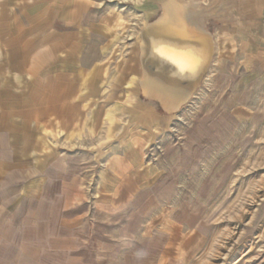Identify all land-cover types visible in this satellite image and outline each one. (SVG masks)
Masks as SVG:
<instances>
[{
  "label": "rangeland",
  "instance_id": "374dc122",
  "mask_svg": "<svg viewBox=\"0 0 264 264\" xmlns=\"http://www.w3.org/2000/svg\"><path fill=\"white\" fill-rule=\"evenodd\" d=\"M64 1L77 18L0 0V174H17L2 188L23 230L9 264H264V0H177L227 8L171 109L139 67L169 0Z\"/></svg>",
  "mask_w": 264,
  "mask_h": 264
},
{
  "label": "bare ground",
  "instance_id": "6f19581e",
  "mask_svg": "<svg viewBox=\"0 0 264 264\" xmlns=\"http://www.w3.org/2000/svg\"><path fill=\"white\" fill-rule=\"evenodd\" d=\"M226 8L224 4L218 5L211 14V10L201 6V3H195L192 10H188L184 4L177 0H169V3L163 6L161 16L143 29L147 30L144 33V38H141L140 33V83L144 85L145 95L159 100L165 108L170 109L191 97V92L172 88L167 82L183 77L185 73L195 72L202 63L209 45L213 47L214 56L215 42L212 35L204 30L203 22L205 18L212 15L225 13ZM150 29L152 31L149 33ZM146 47L155 57V61H153L155 65L156 63L161 65L165 60L171 62L169 69L171 77L160 76L159 70L146 71L150 65L141 63V57L144 55ZM212 60L213 57L209 67ZM163 95L168 96L171 100L164 98Z\"/></svg>",
  "mask_w": 264,
  "mask_h": 264
},
{
  "label": "crops",
  "instance_id": "0c3cea01",
  "mask_svg": "<svg viewBox=\"0 0 264 264\" xmlns=\"http://www.w3.org/2000/svg\"><path fill=\"white\" fill-rule=\"evenodd\" d=\"M20 1L23 3H28L29 5H30V3L46 2V3H48V6H47L48 9L51 12H53L54 15L56 14L55 16H57V17H59V16L60 17H66V18L67 17H76V18L78 17L76 12L71 7H69V9H71V10H69L70 13L68 12L69 14L67 12H65V10L67 11V6L63 5V3H62L63 0H20ZM66 1H64V2H66ZM69 1H71L73 3H85V4H87L88 0H69ZM58 3H60V4H58ZM258 6H259L258 0L250 1V9H251L252 13L257 12ZM32 29H34V28H32ZM37 30H39L38 27H37ZM45 31H46L45 33H50V31H53V30L49 29V30H45ZM53 39H54V37H53ZM57 40L58 39H55V42H57ZM5 49H6V47H5ZM16 49H18V48H16ZM22 49H26V48L23 47ZM12 57H13V55H11L9 60L7 62H5L4 65L6 64L8 67H11V68H14V67H17L18 65H20V63L17 62V60H14V58H12ZM21 63L23 64L24 62H21ZM12 77L14 79H17L18 75L14 73V74H12ZM4 127H3V123H0V129H2ZM16 176H17V174H0V264H9V256H10L11 252L9 253V250H8L9 245L8 244L13 243L16 246L17 242L21 241L19 236H21L23 234V230L21 231V226H19L18 223H15V221H13L12 218L9 219L5 213L9 209V206H8L9 203H8L7 195L4 193V190L2 188L6 185L2 186L3 185L2 180L12 178V177L14 178ZM11 205L14 207V204H11ZM11 209H13V208H11ZM16 253L18 254V252L13 251L11 258H12V256L14 259L18 258ZM11 264H13V263L11 262Z\"/></svg>",
  "mask_w": 264,
  "mask_h": 264
},
{
  "label": "water",
  "instance_id": "95a60500",
  "mask_svg": "<svg viewBox=\"0 0 264 264\" xmlns=\"http://www.w3.org/2000/svg\"><path fill=\"white\" fill-rule=\"evenodd\" d=\"M151 31H152L151 29L150 31L148 30L149 33ZM145 32H147V30H143L141 32V38H144ZM209 46L210 47L208 48V51L206 52V55L204 59L202 60V63L200 64L199 68H196L195 72H193L192 74L185 73V75L180 78L176 77L177 78L176 80H170V82H167L168 85H170V87L172 88H177V89L184 90L186 92H191V95H192L194 91L197 89V87L199 86L204 75L206 74L209 64L211 62V58L213 57V47L212 45H209ZM153 61H155V57L151 55V52H149L148 47H146L144 49V55L141 57V63H143L144 65H150V67H148L146 71L149 72L150 70H153V71L159 70V72H161L160 76L162 77L170 76L169 69L171 67L170 66L171 62H168V60H165L161 65L159 63L158 64L156 63L155 65ZM150 74H153V73H150ZM155 76L157 75L155 74Z\"/></svg>",
  "mask_w": 264,
  "mask_h": 264
}]
</instances>
